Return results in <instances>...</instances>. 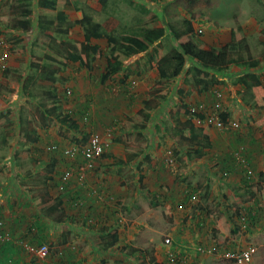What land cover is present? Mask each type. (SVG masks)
Masks as SVG:
<instances>
[{"label": "crops", "instance_id": "1", "mask_svg": "<svg viewBox=\"0 0 264 264\" xmlns=\"http://www.w3.org/2000/svg\"><path fill=\"white\" fill-rule=\"evenodd\" d=\"M71 1L70 8L65 10L66 21L71 31L66 39L76 33L78 37L75 41L82 42V31L76 23L81 17V11L77 9L79 5L74 4V0ZM130 1L141 3L145 7L149 1H154L159 5H163L164 2V0H128V2ZM6 4V0H0L2 8ZM11 5V0H9L7 7L10 9L9 12H19V10L12 9ZM97 7L95 3L94 8L99 10ZM235 9V15L221 14V18L215 15L210 17L208 22L197 20L194 24V34H197L198 29L201 30L200 34H203V39L199 43L201 48H208L209 45L221 46L231 40L230 31L234 26H237L240 34L246 40L252 58L259 62L255 72L263 81L264 50L261 53L263 57L257 56L261 54H259L260 49L255 51V45L262 44L264 46V0H239ZM112 16L117 18L116 14ZM13 17L10 14L1 16V20L5 19L6 22L3 29L5 33H8L5 28ZM138 26L134 28H138ZM161 26L163 25L156 24L151 27ZM48 33L50 32L46 31L44 34L46 39H49ZM39 34L40 31L21 35L22 40L18 43L22 44L20 48L16 46L18 44L12 45L9 42V49L6 47L11 55L6 62V69L1 70L0 85L7 92L4 94L0 89V112H8L7 117L9 118H13L15 112L22 108V116L25 119L28 112L27 104L31 105L35 117L38 116L36 104L27 103L26 96L20 92L19 78L23 74L30 73L27 66L28 49L31 48L29 41L31 37H35L37 40ZM253 38L259 39L254 41ZM101 40L103 43L100 42ZM91 43L102 48L103 56L93 60L90 68L80 67L77 61L68 62L66 67L59 70L61 80L54 85L55 93L59 97L56 103L58 110L75 120L80 132L85 129H82V126L84 127L82 123H87L89 120L92 122L95 120L96 125H100L103 131H107L113 125L116 128L112 137L113 141H109L108 148L95 162L93 170L87 173L84 182L80 183L75 175L70 178L66 186L59 188L61 184L59 178L64 169L66 170L68 165L81 162L82 159L80 160L81 157L78 155L75 160L68 158L69 155L66 154V151L72 150L74 147L62 148L59 140L67 138L63 137L64 135L61 136L54 123L34 128L35 135L32 134V137L36 138L34 142H28V139L23 137L24 125L19 129L15 123L17 132L13 144L8 146L10 138L7 132H4L6 143L0 142L1 151L9 148L6 157L0 159V172L7 174L0 180V198L7 195L11 197L7 204H3L0 214L4 216L6 226L8 225L9 230L16 236L22 237L19 235L21 232V235L24 233V229L21 231L22 224H29V229H35V233L30 236L24 235L27 237L26 239L38 240L40 241L37 242L38 244H46L51 248L52 256L43 261L36 258L34 260L40 264H47L44 263L47 260L51 264H84L81 259L84 254L74 243L78 240L88 242L85 237H82L83 234L81 237L79 235V231H84V228L90 229L89 232L95 235V241H98L100 245L101 239L105 236L104 232L101 234L99 230H116V242L108 250L100 251V254L103 253V255L110 252L123 260H128L127 258L146 254L145 247H151L153 251L151 258L154 259V262L145 259V264H174L167 259L168 253L185 256V264H233L225 258L224 251L243 248L249 242L259 248H264V223H262L264 202L257 210L258 223L254 225L252 231L250 230V233H253L242 237L233 231L236 230L234 225L236 214L242 205L231 209V206L224 203L226 197L231 202L233 198H237L235 195L238 194H235L234 190L228 189V192L231 191L230 197L218 195L217 184L239 187L241 184L245 186L247 183V175L231 159L230 154L236 150V147L226 139L227 133L217 127H208L209 147L201 150L202 154L199 157H192L187 163L182 155L177 156L180 161L175 158L174 144L171 139L166 138L164 133L156 135V130L150 131L151 122L153 124L157 122L155 129H160L161 122L158 123L157 118L165 113L169 114L168 118L170 119H181L183 114L179 113L178 109L182 102L187 107L189 103L211 105L217 100L216 103H222V110L228 111L227 120L238 121L239 118L242 140L238 146L240 149L243 148L242 154L248 160L253 176L256 174L257 178L260 177L264 172V160L257 146L254 145L255 142H258L255 141L254 135L261 127L256 124V121L264 115V110L251 107V99L243 101L239 96L240 93H247L243 86L236 83V78L241 76L245 69L242 66L229 64L226 71L217 73L221 83L213 84L206 90L200 91L185 82L184 74H182L173 79L168 87H162L163 92L168 90L163 97L159 91H154L160 88L159 75L156 65L148 58L147 53L143 52L129 57L124 62V71L101 81L107 66L104 58L106 54L105 38L92 39ZM93 63L97 64V68L101 70L97 78L92 74L96 68ZM230 74L232 77L227 78ZM1 79L3 80L1 81ZM232 79L234 81L231 83ZM68 88H72L74 92L75 104L70 108L66 104H69L71 100L66 101L65 99ZM81 88L87 89L83 91ZM217 94L221 95L219 102ZM145 101H151L152 108L145 110ZM239 102L243 104L240 113L232 108L235 103L239 106ZM24 103L26 106L22 105ZM143 112L149 118L146 121H143L141 115ZM137 117L141 121L134 123V126L128 125ZM192 122L196 126L207 127L198 120L193 119ZM31 126L33 127L34 124ZM102 130L99 133L103 132ZM19 133L21 137H19ZM132 133H135V137L132 141H128L127 139ZM141 137H145L146 140L143 142ZM55 139L56 143H60L58 146ZM164 141L168 142L164 143ZM246 143L251 145V149L244 148ZM170 158L174 160V163L168 166L166 162ZM24 163H32L30 165L32 170L23 169ZM139 165H141L140 169H137ZM181 167H185V173H181ZM125 168L130 169V175L123 171ZM36 173L38 176L40 173L43 175L40 179L32 181L31 185L25 186L24 180L31 181L30 176ZM198 174L200 179H196ZM138 178L141 179V185ZM186 178H189L190 181H186ZM254 178L256 177L254 176ZM258 180L261 183L262 179ZM41 182L45 186L44 189L41 188ZM201 182H203L202 185H200ZM135 183H137L136 188ZM207 184H209V188ZM203 185L205 187L202 193ZM212 187L216 189L214 190ZM195 192L200 195V204L191 203L190 196ZM144 197L155 198L159 206L149 205ZM216 199L221 203L206 204V202ZM53 204L59 205V210L48 215V208ZM211 206L215 210H212ZM10 208H14V210L10 212ZM90 212L94 214L91 215L92 222L89 220L91 216L88 217ZM59 213L63 215L62 220L56 221L55 216ZM86 213L87 215H85ZM84 219L88 221L86 226L80 224L84 222ZM76 222L78 225L75 224L74 227L77 228L78 237L81 239L78 238L77 241H74L69 236L70 227L68 226ZM63 224L67 230L62 234L60 232V239H55V242H52L54 230L61 228ZM136 228L141 230L140 239L133 238L134 232H137ZM48 229L50 232L46 234ZM165 236L170 238L169 245L164 243ZM48 237H50L49 243H46ZM56 245L60 247L55 249ZM122 246L128 247L125 256H120L118 252ZM113 249L114 251H112ZM130 249L133 251L129 254ZM8 251L10 252L11 249ZM261 253L264 254V249H261ZM256 257H254L253 264H264V256ZM34 260L33 258L30 260L32 264H36Z\"/></svg>", "mask_w": 264, "mask_h": 264}, {"label": "trees", "instance_id": "2", "mask_svg": "<svg viewBox=\"0 0 264 264\" xmlns=\"http://www.w3.org/2000/svg\"><path fill=\"white\" fill-rule=\"evenodd\" d=\"M183 1L184 9L188 16L179 23H173L166 19L163 26L151 27L147 24H142L143 21L141 19V25L138 28L130 27L115 33L105 31L102 18L100 17L101 10L89 6L88 0H74V4L79 5L77 9L81 11V17L76 23L82 31L83 41L69 43L64 40L71 33L69 24L66 21L65 10L70 8L71 0H14L11 8L19 10V12L5 28L8 31V38L5 39L7 49H9L8 42L12 45L18 44L22 40L21 35L26 33H34L36 31H40V34H45L46 31L51 33H48L50 41L45 45L39 43V40H36L35 37H31L29 41L31 48L29 46L27 60L30 73L23 74L19 78L20 92L23 96H26L27 103L36 104V110L38 111V116L35 117L36 124L33 127L28 121H31V119H24L20 110L15 112V120L13 122L16 123L19 129L24 125L25 128L23 129L25 132L23 137L27 138L28 142H34L36 140V138L32 137V134L35 133L33 131L35 130L34 128L45 127L50 123H54L57 125V131L61 136L64 135L63 137L67 138L68 134H70L69 140L71 142L73 140L78 145L86 142L88 135H85L83 140L80 141L81 144H79L78 134H80V130L78 129V123L58 110L56 103L59 97L55 93L54 85L61 80L59 70L66 67L69 61H77L80 67L90 68L93 60L101 58L103 56L102 48L97 44H92L91 40L102 37L105 38L106 42L104 58L107 66L101 81L110 78L113 74L124 71V62L129 57L144 52L156 65L159 75L160 88L154 91H159V94L164 97L168 90L163 92L162 87H168L173 79L182 74H184L185 82L190 83L194 89L199 91L206 90L213 84L221 83L217 73H223L228 69L229 64H235L245 69V72L236 78V83L243 86L249 94L251 107L264 110V81L255 72L259 62L252 58L246 40L240 34L238 27L234 26L231 29V40L228 43L221 46L209 45L208 48H201L198 41L193 39L194 24L197 20H202L203 22L209 20L210 15L206 14L204 16V10L210 7V1ZM99 4L101 9L104 10L107 0H99ZM129 6L134 8L139 14H146L150 21L156 19L157 15L141 3L130 1ZM149 20L148 22H150ZM200 33L201 30L198 29L197 34L200 35ZM163 41L167 42L166 46ZM59 46L66 47L67 53L65 55L62 54ZM5 69L6 66L2 70ZM36 83H39V85H36ZM150 108H152L151 101H145L144 109L149 110ZM178 110L179 113L183 114L181 119H171L173 123L166 127L161 122L159 127L165 128L164 136L173 141L175 158L180 161L177 156L182 155L188 163L189 159L199 157L202 154L201 150L209 147L210 136L207 128L210 126L203 128L194 125L192 120L201 121L202 116L190 113L183 102L179 105ZM7 114L8 112H1L0 117L6 119ZM141 115L143 116V121L149 119L144 112ZM227 118L228 111L223 109L219 119L222 122H227ZM6 121L8 122L7 125L11 126L12 122L8 119ZM256 124L264 126V115L256 121ZM0 142L6 143L4 132H0ZM13 156L14 153L12 154ZM230 156L234 163L239 165L243 171L246 170L244 163L249 168L248 160L243 157L241 152L235 150ZM238 156L242 157L245 162L240 163L237 161ZM140 166L137 169H140ZM138 182L141 185L140 178H138ZM144 199L151 206H159L153 197H144ZM252 205L257 206V203H252ZM249 206H240L238 211L240 209L253 208ZM258 208L256 207V210ZM56 210H59V205H51L48 208V215L56 212ZM62 216L60 213L57 214L55 216L56 221H61ZM86 221L87 219H84V222L80 224L86 226L85 224L88 223ZM0 222V236L4 237L7 235L4 239H0V242H5L6 244V241L10 238L9 233L11 234V231L6 228L5 218L2 214H0ZM99 231H101V234L104 232L105 238L101 239V250L106 251L116 242V230L101 229ZM233 231L236 232V230ZM27 243L37 247L40 245L32 243L29 239H27ZM119 249L124 252L126 246H122ZM130 250L129 254L133 249ZM49 252H51L50 247ZM6 253L4 252V254ZM150 261L154 262V259L150 258Z\"/></svg>", "mask_w": 264, "mask_h": 264}, {"label": "rangeland", "instance_id": "3", "mask_svg": "<svg viewBox=\"0 0 264 264\" xmlns=\"http://www.w3.org/2000/svg\"><path fill=\"white\" fill-rule=\"evenodd\" d=\"M6 1H7V4L4 5L3 8H2V6H0V41H2V42H5V39L8 37V35H7V33H5L3 31L4 26L6 25V22L4 21L5 19L1 20V16L2 15L7 16L9 14L13 15V16H17V14H18V11L9 12L10 9L7 8L9 0H6ZM209 1H210V7L205 8L204 16L206 14L210 15V17H214L216 15V16H218L220 18H221V14H223L225 16H230L232 14L235 15L234 14L235 10H236L235 8L238 6V2H239V0H209ZM12 3H14V0H11V4ZM95 3H96V6H98L97 8H99V10H100L101 6L99 5L98 0H88V4L92 8H94V4ZM97 3H98V5H97ZM223 4H225V5L223 6ZM201 5L204 6L203 4H201ZM146 7L157 15L156 19L150 21L146 14H139L134 8H131L129 6L128 0H107L106 8H104V10L101 9V13H100V16L102 17V21H103V24H104L103 26L105 28V31L106 32L118 33L121 30L126 29V28L136 27L137 25L140 26L141 25V21H143L142 24H147L148 26H153V25H156V24L164 25V20L165 19H169L173 23H179L184 18H187V16H188V15L186 16V12H185V9H184V1L183 0H164L163 5H159L158 3L154 2V1H149V4H147ZM111 12H113V13H111ZM113 14H116L117 18H114L112 16ZM148 20L150 22H148ZM208 25H211V24H208ZM77 37H78V35L76 33H74L73 35H71L70 38H68V39L64 38V39H65L66 42L74 43V41L77 40ZM193 39H195L196 41H198V43H200L201 40L203 39V34H200V35L199 34H194L193 35ZM258 39L259 38H253L254 41H256ZM37 40H39V43H43L44 45L50 41L49 39H46V37L44 36L43 33L39 34V37L37 38ZM100 42L103 43V40H101ZM163 43L166 46L167 42L163 41ZM21 45L22 44L20 43V44H18L16 46H18L20 48ZM60 49H61L63 55H65L67 53V49H66L65 46H61ZM259 49H260L259 54H261L263 52V50H264V46L262 44H259V46L255 45V51H259ZM10 55L11 54L8 53V50H6L2 46H0V78H1V70H2L1 65L4 64L6 66V62L8 60V57H10ZM257 56L263 57L262 54L261 55H257ZM22 60H20V61H22ZM69 63H74V62L73 61H69ZM94 65L95 64L93 63V66ZM96 65H95L96 68H95V70L92 71V74H93V76H96V78H97L101 70H100V68H97ZM230 77H232L231 74L227 78H230ZM2 80L3 79H1V81ZM233 81H234V79L231 80V83ZM263 81H264V79H263ZM4 82H5V80H4ZM69 85H71V84H69ZM0 89H2V92L4 94H6L7 90H5L4 87L2 88L1 85H0ZM68 89L71 92H70L69 95L66 94L65 99H66V101L71 100L69 102V104H66L68 106V108H70V107H72V105L75 104L74 95H73L74 92L72 91V88H68ZM81 89L84 91L87 88L86 89L85 88H81ZM225 93H227L226 90H225ZM239 96L242 98L243 101L250 100L249 94L246 93V92L240 93ZM220 97H221V95H220ZM216 101L213 104H211V105H207L205 103H203V104H205V105H207L209 107H213V106L218 105V107L220 108V111L222 112V103L219 102L220 98L218 99L219 103H216ZM196 104H199V103H196ZM22 105L26 106L25 103L22 104ZM241 105L243 106L242 102L241 103L239 102V106L235 103V105H233L232 108L236 109L240 113L242 111V109H243V107L241 108ZM3 109H6V108H3ZM21 109H20V111H21ZM173 110H174V108H173ZM27 111L28 112L26 113V119H31V121L28 120L30 122V125L36 124L35 114H34V112H32L30 104H27ZM168 116H169V114L165 113L162 116L158 117L157 118L158 123L162 122L165 127L170 125L171 123H173V121L170 118H168ZM12 117L13 118H9V117L6 118V119H8L9 121L12 122L11 126L9 124H8L9 126L7 125L8 122L6 121V119L4 117H0V127H2L4 125L3 128L0 129V132H7L8 135H9V138H10V139L8 138L9 139L8 140V146L11 143L13 144L14 139L16 138V132H17V130L15 128V125H14L15 122H13L15 120V116H12ZM139 121H141V120H140V118L137 117V118L133 119L132 122L130 121V123L128 125L134 126L135 125L134 123H137ZM229 122L230 123L227 126V129H222V131H225L224 133H227L225 136H226V139H228L229 143L230 144H234L235 147H236V150L242 153L243 148L240 149L239 146H238L239 144H241L240 140H242V138H240L241 131H242V129L240 127V120H239V118H238V121L234 120V119H230ZM151 123H152V125H151V128H150V131L156 130L155 131L156 135H160L159 133L162 134V133L166 132L165 128L163 129V127H160V129H158V130L155 129V127L157 125V122L155 124H153V122H151ZM96 124L97 123H96L95 120L93 122H92V120L91 121L89 120L87 123H82V125H84V127L82 126V129L85 128L86 130L84 129L85 131L83 130V131L80 132V134H78L79 144H81L80 141L83 140L85 135H88L89 133H91L93 131L94 132L97 131L99 135H101L103 138H105L108 141V143H110L109 141H113L112 137H113V134L115 132L113 134L107 133V131H103L101 129L100 125L97 126ZM101 130L103 132L99 133V131H101ZM18 135H19V137H21L20 133ZM134 137H135V133H132V135H130L129 139H127V140L128 141H132ZM254 137H255V141H258V142H255L254 145L257 146L258 151H259L260 154H262L263 160H264V126H261L260 129H258V131L254 135ZM67 138L68 139L59 140L60 143H61L62 148L63 147H67V148L75 147L76 148L78 144H75L73 142L72 138H71L72 142L69 140L70 134H68ZM141 138H142L143 142L146 140L145 137H141ZM153 140L156 141L155 139H153ZM165 142H168V141H164V143ZM55 143H56V139H55ZM60 143H56L57 146ZM245 145H246V147H244L245 149H251V145H249L248 143H246ZM8 150H9V148L5 149L4 151L0 150V159L4 158V156L7 154ZM244 153H245V151H244ZM77 155L79 157H81L77 152H75V155L73 157L68 156V158H70L71 160H75ZM81 159H82V157L80 158V160ZM81 162L75 163L73 165H68V167L73 166L75 168L76 166L81 164ZM31 164L32 163L25 164L23 166V169L32 170L31 167H30ZM184 169H185V167L182 168V172L181 173H185ZM64 171H65V169H64ZM123 171L126 172L127 175H130V169L129 168H125V169H123ZM23 174H24V170H23ZM6 175L7 174L0 172V180L3 179V177H5ZM39 175L40 176H38V174L36 173L33 176H30V180L32 179L31 181L24 180L25 181L24 182L25 186H27L28 184L31 185L32 181H35L37 178L40 179L43 174L40 173ZM254 176L256 178H254ZM254 176H253V173H252L251 174V178H253L255 180V182H257L258 179H262L260 184L257 183L259 185L258 187H259V191H260L259 192V197H257V198L259 199V202L261 204V203L264 202V172L258 178H257L256 174H254ZM200 178L201 177L198 174L196 179H200ZM185 180L186 181H190L189 178H186ZM137 183H135V188L137 187ZM40 184H41V188L44 189L45 186H43L42 182ZM202 184H203V182L200 183V185H202ZM217 185H218V188H217L218 195L222 194V195H228L230 197L231 191L228 192V189L229 190H234L235 194L236 193L238 194V195H235L237 198H235V199L233 198L231 202H230L229 199H227V197L224 199V203H227V205L231 206V209H234L235 206L237 207V205H242V206L250 205L251 206L253 201L255 199H257L256 197H254V192H255L254 188L250 187L249 184H247V183L245 184V186H244V184H241L239 187L236 186V185H233V186L232 185L225 186V184H217ZM204 187H205L204 185L201 187L202 193L204 192ZM207 187L209 188V184H207ZM212 189L215 190L216 188L212 187ZM225 192H226V194H224ZM10 199H11V197L9 195H7L5 197H1L0 198L1 207L3 206V204H7V201L10 200ZM217 200L218 199L213 200L212 202H206V204L210 205V203H213L214 205H216L217 202L221 203L220 200H218V201ZM200 202H201V199H200ZM200 202H199V204H200ZM211 208H212V210H215L214 207L211 206ZM9 210L11 212V211L14 210V208H10ZM85 215H87V213ZM91 215H94V214L92 212H90L88 214V217L91 216ZM89 218H90L89 219L90 222H92V216L89 217ZM251 223H253V224L251 225L250 228L253 230L254 225L258 223V217H255V219L252 220ZM262 223H264V220L262 221ZM64 224H67V223H64ZM64 224H63V226H61V228H57V229L54 230L55 233H54V236L52 238V242H55V239H60V232H61V234H62V232L65 233L67 228L65 227ZM75 224L78 225V223L76 222V223H71V225L68 226V227H70L69 236L72 237L74 239V241H77L76 239H78L79 237H78L77 228L74 227ZM6 227L8 228V225ZM29 228H30L29 224L23 223L21 231H23V229H24V233H23V235H21L22 232H21V234H19L22 237L16 236L14 233L11 232V234L9 233L10 238L6 241L7 242L6 244H5V242H3V243L0 242V264H32L31 261H30L32 258L33 259L36 258L37 260L41 259L37 255H35L34 253L30 252L24 246L25 243H27V239H26L27 237L24 236V235L30 236L32 233L33 234L35 233V229L34 230L33 229L29 230ZM137 229L138 228L135 229V231H137V232H134L133 238L134 237L135 238L138 237L140 239L141 230H137ZM89 231H90V229L88 230V229H85V228H84V231H82V232L79 231L80 237H81V234H83L82 237H85L88 242H82L80 240H78V242H74V243H76L78 245L79 251H81L84 254V256L81 257V259H83L84 264H145L144 263L145 259H149L150 260V258L153 257V251H152L151 247H148V246L145 247L146 251H147L146 254H142V255H139V256H136V257L127 258L128 260H123L122 258H120V257H118L116 255L110 254V252L108 254L106 253L104 255H103V253L100 254V251H102L101 250V245H100V243H98V241H95V238H94L95 235L91 234V232H89ZM49 232H50V229H48L46 234H49ZM249 233H250V231L248 232V234ZM252 233L253 232H251L250 234H252ZM85 234H87V235H85ZM88 234H90V235H88ZM166 237H168V236H165V238ZM49 238L50 237H48L46 239L47 240L46 243H49L48 242ZM162 238L163 237L161 236V239ZM79 239H81V238H79ZM31 242L35 244V243L40 242V241L32 240ZM83 243H85V244H83ZM59 247L60 246H57V247H55V249H58ZM9 249H11L10 252L8 251ZM52 249H54V248H52ZM127 249H128V247H126V250L124 251L123 254H121L120 250L118 249L119 255L120 256H122V255L125 256L124 254L127 252ZM261 249H264V248L263 247L259 248V246L256 247V251H255L254 256H253V261H254V257H256V256H259V255L264 256V254L261 253ZM3 250H4L5 253L7 251V253L4 254V252H2ZM112 251H114V249ZM100 255H101V257H100ZM49 256H52L50 252H49L47 258ZM47 258L44 257L43 260H46ZM28 259H30V260H28ZM259 259H257V260L259 261ZM43 260H41V261H43ZM34 261H35L36 264H40L36 260H34ZM47 261H49V260H47ZM47 261H45L44 263L51 264V263H49L50 261L49 262H47ZM252 264H253V262H252Z\"/></svg>", "mask_w": 264, "mask_h": 264}, {"label": "built area", "instance_id": "4", "mask_svg": "<svg viewBox=\"0 0 264 264\" xmlns=\"http://www.w3.org/2000/svg\"><path fill=\"white\" fill-rule=\"evenodd\" d=\"M0 46L6 49L7 45L5 42L0 41ZM5 67L4 64L1 65V68L3 69ZM66 93L69 95L70 91L66 90ZM217 98H220V94H217ZM187 110L190 113H196L202 116V123H204L206 126L210 127H217L219 129H227V126L229 125V121L222 122L219 119V115L221 113L220 108L218 105L209 107L203 103L199 104H191L189 103L187 105ZM115 125L107 130V133L113 134L115 132ZM109 143L108 141L103 138L101 135L98 134V132H91L88 134V138L85 143L78 145L76 148L74 147L72 150H67L66 154L73 157L75 155V152H77L82 157V162L78 166L67 168L59 178V181H61V184L59 185V188H62L64 185L68 183L70 178L76 175L77 180L80 183H83L85 180V177L87 173L91 170H93L95 166V162L99 160L102 156V154L105 152V150L108 148ZM173 159H169L166 164L168 166L172 165L174 162ZM237 161L240 163H243L244 159L240 156L237 157ZM245 162V161H244ZM245 164L246 170H244L245 174L247 175V184H249L250 187L254 188V197H259V185L258 181L255 182L253 178H251L252 171L250 168L247 167V164ZM243 165V164H242ZM258 183V184H257ZM191 203L193 204H199L200 197L199 193L195 192L193 195L190 196ZM253 203H257V206H249L253 208L248 209H240L237 212L236 215V221H235V228L236 232L235 234L240 236H245L250 231V223L252 219L254 220L255 217H257V210L256 207H260L259 199H255ZM250 215V216H249ZM1 225V222H0ZM7 235L4 237L0 236V239H4ZM164 243L169 245L170 244V238L166 237L164 239ZM25 248H27L30 252L37 255L40 260H43V258H47L49 254V247L45 244L34 246L30 245L28 243H25ZM256 245L253 243H248L243 248H235L232 250H226L224 251L225 258L229 261H231L233 264H252L253 262V256L256 251ZM37 257V258H38ZM38 258V259H39ZM167 259L171 261L174 264H185V256L179 255V254H173L168 253Z\"/></svg>", "mask_w": 264, "mask_h": 264}, {"label": "clouds", "instance_id": "5", "mask_svg": "<svg viewBox=\"0 0 264 264\" xmlns=\"http://www.w3.org/2000/svg\"><path fill=\"white\" fill-rule=\"evenodd\" d=\"M200 122H202V121H200ZM259 181V180H258Z\"/></svg>", "mask_w": 264, "mask_h": 264}]
</instances>
